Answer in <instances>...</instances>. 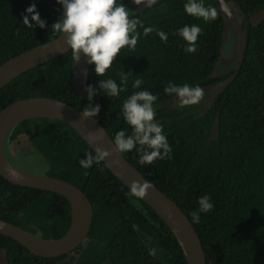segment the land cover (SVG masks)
Here are the masks:
<instances>
[{"label":"trees","instance_id":"1","mask_svg":"<svg viewBox=\"0 0 264 264\" xmlns=\"http://www.w3.org/2000/svg\"><path fill=\"white\" fill-rule=\"evenodd\" d=\"M131 1L123 0L129 15L142 21L136 29L135 47L122 48L102 76L93 71V65L87 67L85 85L94 87L98 79L106 78L120 84L119 73L131 72L119 96L94 95L92 103L100 105L96 118L113 140L120 128L131 132L121 115L122 101L140 89L156 94L155 119L163 124L171 157L141 164L135 149L122 154L175 200L190 221L197 198L209 194L214 207L200 213L199 223H192L207 261L264 264V0H235L249 20L245 55L233 80L204 114L200 113L202 104L180 106L179 101L171 100L175 95L165 93L163 87L168 81L203 87L214 80L209 75L224 38L225 15L219 3L204 0L217 13L206 21L187 14L185 0H156L137 12L131 9ZM30 3L36 4L45 20L44 28H31L22 22ZM61 11L57 0H0V64L56 37L59 33L51 24ZM259 13L263 16L253 23L251 19ZM192 24L199 25L201 32L196 51L189 53L178 29ZM146 26L153 31L145 35ZM157 29L168 34L167 41L160 39ZM74 64L70 49L20 73L0 88V110L14 100L36 96L53 97L82 109L88 100L85 91L83 95L75 91ZM136 78L143 83L133 89ZM169 101L171 104L166 105ZM216 111L218 138L206 146ZM29 124L34 125L49 164L44 174L76 185L89 198L93 211L89 240L66 259V253L56 257L34 255L18 241L0 234L5 264H188L164 221L102 160L87 169L79 164L86 152H95L71 126L57 119L36 118L15 127ZM0 218L42 237L59 239L69 226L70 206L59 193L13 184L0 175Z\"/></svg>","mask_w":264,"mask_h":264},{"label":"water","instance_id":"2","mask_svg":"<svg viewBox=\"0 0 264 264\" xmlns=\"http://www.w3.org/2000/svg\"><path fill=\"white\" fill-rule=\"evenodd\" d=\"M216 1L219 2L220 10L226 16L223 23V41L225 42L228 37L229 23H236V13L232 5L226 0ZM230 2L236 5L234 0ZM146 6L143 3L131 2V9L135 12ZM244 41L245 30L242 32L238 68L244 56ZM57 48L60 50L58 51ZM68 50L70 48L65 43L64 35L58 34L51 40L35 45L5 60L0 64V88L20 73ZM76 72L77 68L74 65V76ZM234 76L235 73L211 90L210 97L207 99L210 104L217 94L223 91L232 81ZM209 88L205 87L204 90ZM75 91L83 95L85 88L75 85ZM33 118H51L63 121L69 124L95 153L97 149L107 150L110 155L102 160L103 163L131 191L133 188H136L137 191L141 188L146 189L145 193L138 197L154 209L173 233L187 263L206 264L201 239L189 217L177 202L158 188L115 148L110 134L96 117H83L81 109L48 96L20 98L12 101L0 111V175L13 184L48 190L63 195L70 206L69 226L63 237L50 239L29 232L19 225L0 218V234L18 241L34 255L42 257L68 254L80 244L85 246L89 240L87 233L92 221L93 211L87 195L76 185L64 179L20 169L14 166L5 155L4 140L8 130L18 122ZM217 123L218 116H216L215 127H217ZM209 264L212 263L209 261Z\"/></svg>","mask_w":264,"mask_h":264},{"label":"clouds","instance_id":"3","mask_svg":"<svg viewBox=\"0 0 264 264\" xmlns=\"http://www.w3.org/2000/svg\"><path fill=\"white\" fill-rule=\"evenodd\" d=\"M132 1L136 4L143 3L145 5L155 2V0ZM230 1L227 2L233 7L235 4H232ZM57 3L61 5L62 11L51 24V28L56 33L64 35L65 43L71 49L73 64L79 62L83 57L84 62L87 63L86 67H88V64L93 65V71L98 76H102L112 65L114 58L117 53H120L122 48L125 46L130 49L135 47L139 35L136 29L139 24H142V21L129 15L127 6L123 0H57ZM183 8L187 14L201 17L206 21L215 18L217 14L215 8L205 5L204 0H185ZM22 22L31 28L34 26L44 28L46 26L45 20L40 17L38 10H36L35 3H30L25 8ZM151 31H153L151 26L143 27L145 35ZM156 31L161 40L167 41L168 34L166 32L159 29ZM200 32L201 28L196 24L184 25L178 29V34L187 42L185 51L189 53L196 51L197 45L195 42ZM224 43L222 41L220 54L222 53ZM57 50L59 51L60 49L57 48ZM130 73L123 71L119 73L120 84L112 78L98 79L95 87L92 84L85 85L84 82L83 87L85 88L88 103L81 109V115L83 117H96L99 113L100 105L99 103H92L94 95L103 93L107 97L119 96L122 85L127 82ZM142 83V79L136 78L132 81L131 86L133 89H137ZM75 85L74 83V88ZM78 87L82 86L79 85ZM163 91L167 94H174L178 98L180 106H183L198 103L203 96L204 90L198 84H189L187 82L177 84L168 81L164 85ZM157 99L156 94L145 88L133 91L121 104V115L129 125L131 132L128 133L124 128L118 129L114 134L113 143L115 148L121 153L135 149L141 164H150L155 159L171 157L172 149L163 131V124L155 119L154 102ZM168 104H171L170 101L166 105ZM109 155L110 153L103 149H97L95 154L86 152L79 159V164L87 169L94 162L103 160ZM34 173L44 174L45 171ZM132 191L135 195L142 196L146 189L141 188L137 191L136 188H133ZM213 207L214 205L209 194L205 193L199 196L197 198V208L190 213L192 223H199L201 218L200 213H206ZM149 252L154 253L155 249H149ZM209 261L212 263L211 260L207 261L206 259V264H209Z\"/></svg>","mask_w":264,"mask_h":264},{"label":"flooded vegetation","instance_id":"4","mask_svg":"<svg viewBox=\"0 0 264 264\" xmlns=\"http://www.w3.org/2000/svg\"><path fill=\"white\" fill-rule=\"evenodd\" d=\"M233 7L236 13V23L233 22L229 23L228 38L223 45L222 53L218 56V59L215 63V67L213 68L215 70H212V72L210 73L211 76L214 75L212 76L214 80L210 82V84L201 87L203 90L205 87L206 88L210 87L209 89H205L203 91V96L201 100L198 102L199 104H202L203 109L201 108L200 110L201 114L203 111L204 114L206 109L210 108L214 104L215 99L220 94L218 93V95L214 98L213 102L210 104V102L207 101V99L210 97L211 90L216 86L220 85L221 83H223L233 73H236L241 67L243 61L242 59L240 63V67L238 68L237 65L239 60L242 32L243 30H246L249 20L246 18V14L237 5V3L236 5H233ZM251 21L253 23L257 22V21H253V19H251ZM244 45H245L244 47V52H245L246 39L244 41ZM86 65L87 63L84 62L83 57L79 62L75 63V66L77 68V72L75 73L74 76L76 86L81 85L83 87L84 85L86 78ZM221 76H225V77L221 79L219 78ZM205 93H207L206 97H204ZM171 100L179 101L176 96L172 97ZM218 115L219 113L218 111H216V114L214 116V121L209 130L211 133L209 137L210 139L206 142L205 144L206 146L208 145L210 140H216L218 138L219 117H218L217 127H215L216 116ZM33 129H34L33 124L22 125L19 127L14 126L12 130L6 134L4 140V151L6 157L14 166H17L18 168L26 171L38 172V171L46 170L48 166V162H47V158L45 157L44 151H42L43 146L37 140L36 138L37 136H35V131ZM217 178L218 176L216 175V179ZM75 254L76 253L74 252L70 253L69 255L66 256V259H70ZM75 260L76 258H74V260L72 261L75 262Z\"/></svg>","mask_w":264,"mask_h":264},{"label":"rangeland","instance_id":"5","mask_svg":"<svg viewBox=\"0 0 264 264\" xmlns=\"http://www.w3.org/2000/svg\"><path fill=\"white\" fill-rule=\"evenodd\" d=\"M262 16H263V14H260V13H259L258 15H256V16L253 18V21H258ZM32 171H35V170H32ZM42 171H45V170H42ZM0 264H5V259H4L2 253L0 254Z\"/></svg>","mask_w":264,"mask_h":264}]
</instances>
